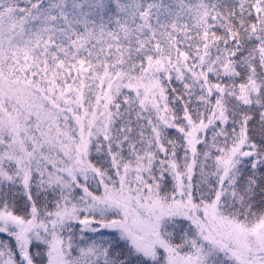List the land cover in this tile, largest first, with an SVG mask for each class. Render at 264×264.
<instances>
[{
  "label": "snow or ice",
  "instance_id": "snow-or-ice-1",
  "mask_svg": "<svg viewBox=\"0 0 264 264\" xmlns=\"http://www.w3.org/2000/svg\"><path fill=\"white\" fill-rule=\"evenodd\" d=\"M0 264H264V0H0Z\"/></svg>",
  "mask_w": 264,
  "mask_h": 264
},
{
  "label": "trees",
  "instance_id": "trees-1",
  "mask_svg": "<svg viewBox=\"0 0 264 264\" xmlns=\"http://www.w3.org/2000/svg\"><path fill=\"white\" fill-rule=\"evenodd\" d=\"M73 75H75V72H73ZM162 83L166 86V91H167V92H170V89L167 88V86H168V84H169V81L165 78V79L162 81ZM171 83H172L173 85H177V84H178V82H176L175 80H173ZM97 90H98V89H97ZM123 91H124V92H128V89H124ZM133 95H134V93H133ZM118 100H119V102H120L121 104H123V96L118 97ZM72 123H73V125H75V121H72ZM91 159H92L93 162L95 163V153L92 154ZM169 187H171V185H169ZM100 191L102 192L103 189H100Z\"/></svg>",
  "mask_w": 264,
  "mask_h": 264
}]
</instances>
